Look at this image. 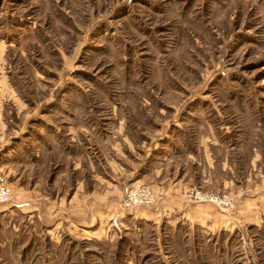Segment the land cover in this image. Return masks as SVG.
Returning <instances> with one entry per match:
<instances>
[{
	"label": "rangeland",
	"instance_id": "374dc122",
	"mask_svg": "<svg viewBox=\"0 0 264 264\" xmlns=\"http://www.w3.org/2000/svg\"><path fill=\"white\" fill-rule=\"evenodd\" d=\"M253 147L264 153V0H0V172L92 196L107 216L112 203L121 218L107 240L22 236L24 251L0 250V264H264V223L200 239L141 220L155 197L122 206L127 189H150L153 171H173L166 161L184 152L210 176L230 167L247 188ZM194 192L232 204L194 203ZM235 196L207 181L183 199L228 218Z\"/></svg>",
	"mask_w": 264,
	"mask_h": 264
},
{
	"label": "crops",
	"instance_id": "0c3cea01",
	"mask_svg": "<svg viewBox=\"0 0 264 264\" xmlns=\"http://www.w3.org/2000/svg\"><path fill=\"white\" fill-rule=\"evenodd\" d=\"M183 147H187L190 151L193 148L190 143L187 145L186 142ZM162 148L163 146L161 150ZM202 148L207 149L206 145L204 148L200 144L198 152L202 151ZM203 153L207 158V151L204 150ZM161 155L163 154L159 151L157 155L153 154V161L156 160L157 165L164 164L161 162ZM193 156L192 152L187 155L184 152L177 157L178 159L169 157L166 166L174 170L169 169L168 174L165 173L166 170L162 171V167L153 171L150 189L156 198V208L152 212L145 211V215L142 214L139 217L141 220L154 223L166 222L174 227L179 224L188 229L189 233L190 231L197 232L200 239L208 235L232 232L236 226L233 221L247 222L256 226L264 223V173L259 170L261 166H264V153L262 154L258 148L253 147L248 156L251 157V164L256 167V171H254L253 178L250 176L246 179L251 181V186L247 188L243 187L241 181L234 178L233 169L230 167L228 168L229 173L226 172L223 175L211 173L214 175L210 176V172L202 166L203 159H194ZM231 156L233 161L238 158ZM228 157V155L223 157L224 163L228 164L230 161L233 165L234 162H231ZM193 163L196 170L192 169ZM4 176L10 188L18 195L19 206L10 211L0 208V250L2 252L11 249L16 255L22 253L26 246V242L21 240L22 236L28 237L34 233H45V237L58 246L65 235L78 238L87 234V237L97 238L98 236V238L107 240L111 239L112 233L117 232L110 227L112 203L107 205L109 208L107 216L106 213L102 214L99 206L98 209L92 196L79 198L75 192L64 198L62 193L41 192L42 184H30L31 186L28 187L25 179L22 181L24 183L21 182L22 176L18 175L16 170H10L8 175ZM207 181L221 183L224 190L236 195L238 208L234 217L227 218L212 206L193 204L183 199L190 187L195 184L205 186ZM106 217L109 222L107 228L106 224H102ZM3 236H5L4 239Z\"/></svg>",
	"mask_w": 264,
	"mask_h": 264
},
{
	"label": "built area",
	"instance_id": "2783aa9c",
	"mask_svg": "<svg viewBox=\"0 0 264 264\" xmlns=\"http://www.w3.org/2000/svg\"><path fill=\"white\" fill-rule=\"evenodd\" d=\"M189 198L194 203H212L220 207H227L232 204V199L229 197H220L203 194L201 192L190 193ZM152 191L148 187L134 186L127 189L123 199L122 206L124 209L150 206L154 202ZM0 206L7 208H16L19 206L18 197L12 192L5 176L0 172ZM121 226V218L116 214L110 220V227L113 230H119Z\"/></svg>",
	"mask_w": 264,
	"mask_h": 264
}]
</instances>
